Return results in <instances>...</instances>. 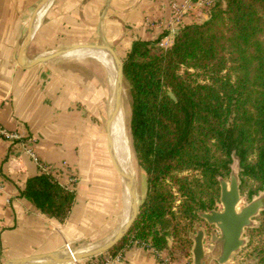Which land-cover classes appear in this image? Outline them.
<instances>
[{
    "label": "crops",
    "instance_id": "obj_1",
    "mask_svg": "<svg viewBox=\"0 0 264 264\" xmlns=\"http://www.w3.org/2000/svg\"><path fill=\"white\" fill-rule=\"evenodd\" d=\"M41 2L0 0V125L21 136L25 144L0 139V264L59 252L69 243L109 240L122 220L121 159L114 130L117 158L110 147L112 163L105 146L106 84L92 77L90 66L67 62L65 56L32 68L19 63L28 27ZM48 2L50 7L32 35L30 59L103 40L126 58L134 41L163 42L180 28L211 18L201 0ZM175 8L182 10L176 23ZM77 31L82 34L76 35ZM93 58L100 68L112 70L105 60ZM40 164L75 193L64 222L44 215L21 195L27 180L41 173ZM172 243L168 241L169 246ZM117 253V264H193L192 256H172L135 238Z\"/></svg>",
    "mask_w": 264,
    "mask_h": 264
},
{
    "label": "trees",
    "instance_id": "obj_2",
    "mask_svg": "<svg viewBox=\"0 0 264 264\" xmlns=\"http://www.w3.org/2000/svg\"><path fill=\"white\" fill-rule=\"evenodd\" d=\"M160 41H134L126 55L129 136L147 189L111 256L135 238L190 257L198 212L217 206L218 177L229 178L235 160L242 193L264 189V0H221L208 21L180 28L165 49ZM21 195L60 222L76 198L44 171ZM259 220L249 232L263 242L264 213ZM257 250L264 264V244Z\"/></svg>",
    "mask_w": 264,
    "mask_h": 264
},
{
    "label": "water",
    "instance_id": "obj_3",
    "mask_svg": "<svg viewBox=\"0 0 264 264\" xmlns=\"http://www.w3.org/2000/svg\"><path fill=\"white\" fill-rule=\"evenodd\" d=\"M45 0H42V2ZM32 34L28 27L27 35L24 40L23 49L19 56V63L27 68H32L38 64L46 63L57 58L63 57L73 51L85 48H105L116 62L117 77L116 89L114 94L115 106L112 112H109L106 122L105 146L107 158L111 161L110 147L112 142L111 126L115 121L118 113L122 109L123 98L126 91V81L124 75V67L126 58L111 44L103 40L98 43H82L73 46L60 48L50 54L41 55L34 59L28 56V50L31 44ZM170 96L176 100L171 92ZM240 167L238 160L231 165L229 179L218 177L220 183V209L215 207L212 210L198 212L201 220L196 224L195 233L191 234L194 242L192 249L193 264H210L215 261L218 264H228L235 254L241 252L242 248L247 244V238L244 236L247 229L256 226L255 218L264 213V189L251 198V201L240 208L242 203ZM136 191L132 192V199L135 201ZM140 205L132 208V218L128 220L120 228L119 235L106 244L95 248L89 252L67 256L60 252L35 255L18 260H12L3 264H36L44 261H54L58 264H70L75 261L90 259L98 255H102L111 251L116 247L129 233L135 223ZM122 205L120 207V216L122 218ZM172 241V239H169ZM247 264H254L253 261Z\"/></svg>",
    "mask_w": 264,
    "mask_h": 264
},
{
    "label": "bare ground",
    "instance_id": "obj_4",
    "mask_svg": "<svg viewBox=\"0 0 264 264\" xmlns=\"http://www.w3.org/2000/svg\"><path fill=\"white\" fill-rule=\"evenodd\" d=\"M49 0H45L41 2L35 11L34 14V20L32 22V25L30 27V32L33 35L35 32H37L40 17L41 21L43 19L44 13L48 10L50 7L51 2H48ZM48 2V3H47ZM47 3V4H46ZM42 13V14H41ZM66 57H70L73 60H77L84 64L85 66H90V59L89 58H99L102 60H105L108 62V64L111 66L112 70L109 68H106L102 70L97 64L96 67L92 68L95 75L103 80L104 84H106L105 87H107V90H109V95H110V112H112L114 106H115V100H114V94H115V89H116V75H117V68H116V62L110 52H108L105 48L103 47H98V48H85V49H80L73 51L67 55ZM90 68V67H89ZM102 71L104 72V77L101 78V73ZM112 71L115 75V82L112 83L111 77H113ZM106 73V74H105ZM110 79V80H109ZM103 84V85H104ZM127 96V93H126ZM125 119L123 115L122 109L118 113L115 121L113 122L111 126V131L115 134L116 138V144L118 148V153L121 159V163H119V170H120V175L122 177V184H123V191H122V203H123V212H122V220L120 222L119 227L117 230L114 232V235L109 239L104 241L103 243L100 244H95L93 246H90L88 249H83V250H72V251H65L63 254L67 256H74L77 254L89 252L91 250H94L95 248L102 246L106 244L107 242L113 240L116 238L119 233H120V228L123 226L128 220H131L133 214L132 208H136L138 199H139V193H138V184H137V174H136V169L135 165L133 162L132 158V151L130 148L129 144V138H128V132L126 133V124H125ZM134 155V154H133ZM135 158V156H134ZM137 168V167H136ZM136 191L135 194V201L132 199V192Z\"/></svg>",
    "mask_w": 264,
    "mask_h": 264
},
{
    "label": "rangeland",
    "instance_id": "obj_5",
    "mask_svg": "<svg viewBox=\"0 0 264 264\" xmlns=\"http://www.w3.org/2000/svg\"><path fill=\"white\" fill-rule=\"evenodd\" d=\"M77 30V29H76ZM81 31H77L76 32V35L77 33H80ZM82 34V33H80ZM92 34V33H91ZM88 35H90V33H88ZM78 36H76V41L80 40V39H77ZM165 42V40L163 41ZM173 42V40H172ZM162 43V41H160V43L158 44V47L159 48H162L160 46V44ZM170 46V45H169ZM65 61L67 62H72V63H79L82 65L81 62L77 61V60H73L71 59L70 57H63ZM91 61H90V70H91V74H92V77H96L94 71L92 68L96 67V64H97V61L94 59V58H89ZM102 70H104L103 68H101ZM105 72V71H104ZM104 72L102 71L101 73V78L104 77ZM106 74V73H105ZM98 76V75H97ZM105 78V77H104ZM110 80V79H109ZM112 83L115 82V75L113 77H111V80H110ZM126 93L128 95V89H127V86H126V91H125V94H124V98H123V104H122V111H123V115H124V119H125V124H126V133L128 132V138H129V144H130V148H131V151H132V158H133V162H134V165H135V169L137 170L136 171V176H137V184H138V193H139V199H138V202H137V205L141 204L143 199L145 198V194H146V189H147V184H146V177H145V174L143 173V171L141 170V168L139 167L138 163H137V159H136V156L132 150V147H131V141H130V136H129V120H130V114H131V104H130V99H129V96L127 98L126 96ZM107 94H108V113H107V118H108V115H109V112H110V95H109V90H107ZM107 122V120H106ZM112 133V131H111ZM111 148L113 149V152H114V156L115 158H117V155H116V151H115V146H114V139H113V133H112V142H111ZM134 154V155H133ZM135 156V158H134ZM137 167V168H136ZM229 179V178H227ZM242 192V191H241ZM251 201V199L248 198V196L246 194H243L242 193V203L240 205V208L242 206H244L245 204L249 203ZM218 209H220V205L219 203L217 204L216 206ZM263 213H261L257 218H255V221H256V226L254 228H251V229H247L246 232H245V237L247 238V244L245 247L242 248L241 252L238 253V254H235L234 256V259L232 262L228 263V264H247L248 262L250 261H253L254 264H258L259 262V257H258V250H257V247L260 246V244H264V241L261 242L260 239H261V236L259 235H251L250 234V230L252 229H257L259 228L260 226V217ZM200 221H198L197 223H200ZM196 223V224H197ZM196 228V226H195ZM195 233V232H194ZM193 234V233H192ZM114 235V233H113ZM112 235V236H113ZM104 241L106 240H103L99 243H96V244H100V243H103ZM95 244H93V242H90V241H82V242H76V243H69L67 244L66 246H64L59 252L60 253H63L65 251H72V250H83V249H88L90 246H93ZM109 253V252H108ZM108 253H105V254H102V255H98L96 257H93V258H90V259H85V260H80V261H75L73 263H70V264H86V263H89L91 261H95L96 258H101L102 256H105L106 254ZM212 262H215V261H212ZM36 264H58L57 262H54V261H44V262H41V263H36Z\"/></svg>",
    "mask_w": 264,
    "mask_h": 264
},
{
    "label": "built area",
    "instance_id": "obj_6",
    "mask_svg": "<svg viewBox=\"0 0 264 264\" xmlns=\"http://www.w3.org/2000/svg\"><path fill=\"white\" fill-rule=\"evenodd\" d=\"M221 0H201V3L206 6L207 8H209V10L211 11V9L218 3L220 2ZM181 15H182V10L179 9V8H175L174 9V18H173V22L176 23V22H179L180 18H181ZM175 35V34H174ZM174 35H171V37L167 38L165 40V42H162L160 44V46L162 48H167L169 47V45H171L172 43V40L174 38ZM0 139H4V140H7V141H11V142H15L17 141L18 143L21 144V146H24L25 144L23 143L22 141V138L21 136H19L18 134L16 133H12V132H9L7 130H5L1 125H0ZM29 154L32 155V157L35 158L33 152L28 149L27 150ZM36 161H39L38 158H35ZM41 166V171H44V172H47V173H50L49 169L47 168V166L45 165H42L40 164ZM120 259V254H115L113 256L109 255L106 259L102 260V261H91L89 263H86V264H117L118 261Z\"/></svg>",
    "mask_w": 264,
    "mask_h": 264
}]
</instances>
